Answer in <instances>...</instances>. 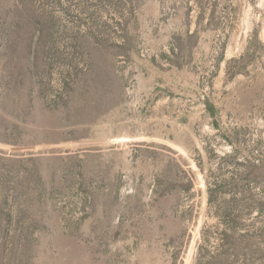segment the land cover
<instances>
[{"label": "rangeland", "instance_id": "obj_1", "mask_svg": "<svg viewBox=\"0 0 264 264\" xmlns=\"http://www.w3.org/2000/svg\"><path fill=\"white\" fill-rule=\"evenodd\" d=\"M0 264H264V0H0Z\"/></svg>", "mask_w": 264, "mask_h": 264}]
</instances>
